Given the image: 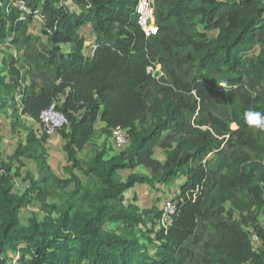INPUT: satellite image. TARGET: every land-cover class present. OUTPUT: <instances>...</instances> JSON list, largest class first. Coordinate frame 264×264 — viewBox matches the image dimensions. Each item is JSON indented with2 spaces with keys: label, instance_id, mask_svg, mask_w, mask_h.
<instances>
[{
  "label": "trees",
  "instance_id": "obj_1",
  "mask_svg": "<svg viewBox=\"0 0 264 264\" xmlns=\"http://www.w3.org/2000/svg\"><path fill=\"white\" fill-rule=\"evenodd\" d=\"M22 1L30 9L25 18L36 10L43 18L44 65L54 76L40 85L32 73L27 89L16 58L11 56L7 67L0 64V113L12 108V129L27 130L26 141L7 159L0 155V264H10L8 253L16 250L15 264H184V243L198 240L200 225L211 238L203 245L201 264H264L258 219L264 209V131L243 119L249 107L264 113V0H155L159 39L147 37L137 23L138 0ZM19 16L13 0H0V43L16 30ZM172 21L180 40L169 43L162 32ZM197 25L203 31H196ZM85 26L95 35L89 54L80 33ZM211 30L217 34L209 38ZM156 42L167 60L176 59L179 71L171 70L170 83L154 79L161 74L156 64L166 62ZM66 44H72L68 51L61 46ZM255 44L258 53L247 55ZM186 47L184 60L193 55L196 61L184 67L179 49ZM220 101L229 114L215 112ZM53 103L68 121L57 130L71 167L97 179L94 188L72 170L67 178L53 173L45 158L48 133L38 135L20 121L26 115L40 123V114ZM97 121L107 136L114 127L125 128L129 143L114 154H108L111 145L105 141L92 146L82 167L77 153L90 144ZM156 147L165 152L164 160L154 156ZM22 157L35 161L38 177L27 173L28 185L19 193L13 178L20 171L12 166ZM138 166L145 172L119 174ZM180 177L185 179L166 227H153L159 208L124 202L125 191L137 183L156 188ZM33 200L45 215L22 223L19 212ZM245 226L262 248L254 247ZM153 240L151 254L147 241Z\"/></svg>",
  "mask_w": 264,
  "mask_h": 264
},
{
  "label": "rangeland",
  "instance_id": "obj_2",
  "mask_svg": "<svg viewBox=\"0 0 264 264\" xmlns=\"http://www.w3.org/2000/svg\"><path fill=\"white\" fill-rule=\"evenodd\" d=\"M13 5H15L19 11V22L16 26V30L11 33L9 37H7L2 43H0V64L1 66L7 67L11 56L17 59L16 65L20 68V71L23 73V77L21 78V83L23 86H26L27 89L30 88V84L33 83L31 80L30 74L35 73L38 76L37 83L42 84H50L54 72L45 67L44 63L46 61V57L48 55V46H47V37L43 34L42 29L44 28V21L41 14L35 11L34 15L29 19L25 18L26 12L28 13L30 9H25L23 6L22 0H13ZM70 9L74 11H78V7L74 5H70ZM23 12V13H22ZM154 21L158 26L157 19L154 16ZM196 31H203V27L201 25L196 26ZM80 33L85 38V47L84 53L89 54L92 49V45L95 42V35L90 29H86L82 27L80 29ZM159 29L156 34H152L149 36L150 39H159ZM217 34V30H211L207 32L209 38L215 37ZM162 35H166L165 39L169 42H175L180 40V33L177 28L174 26V21L169 23V27L167 30L162 32ZM157 36V37H155ZM158 41V40H157ZM156 48L158 52V56L166 57L165 50L156 42ZM64 51H68L72 48V44L61 45ZM188 47L179 49V54L181 55V59H179L178 63H181L184 67L189 66L190 63H195L196 59L192 55L189 61L184 60V55L188 51ZM259 51V44H255L252 48L247 51V55H255ZM193 54V53H192ZM24 57L23 59H21ZM173 58V59H172ZM170 60V61H169ZM169 60L165 58V63H157L156 69L161 71L160 76H155V80L159 83H170L171 70L178 72V68L176 67V59L174 57H170ZM31 67V72L26 73L28 71V67ZM190 79V76L187 77ZM152 85H154V81H151ZM16 98L19 100L21 98V94L17 93ZM62 99V97H61ZM241 103V97L238 98V104ZM213 106L212 104L210 107ZM19 109V107L17 106ZM216 113L220 115H226L230 112V107L222 104V101L218 103V108L215 110ZM12 113V108H8L4 113H0V155L1 157L7 159V157L14 151L19 142L26 141L27 130L22 127H19L15 130L12 129V119L10 117ZM196 114L190 117V120H194ZM20 121L27 126L35 127L38 131V134L41 135L44 131L43 126L40 123L35 122L33 119L29 118L26 115H21ZM231 127L235 128L236 124L231 123ZM48 135L52 137H56L57 141L55 142H47L46 146V161L50 165L51 170L57 176L61 178H67L70 175V171L77 173L80 175L83 183L91 188H94L97 184V179L92 176H87L82 173V171L78 168L71 167V161L68 159L67 153L63 150V144L65 140L59 135L58 130H55ZM59 141V142H58ZM109 143L111 147L109 148L108 154H114L119 152L124 147H116L114 145L112 135H106L101 130L100 122L97 121L95 124V133L91 137L90 144L86 146V148L78 151L77 157L82 165L85 167L91 157V147L94 145H100L102 142ZM154 156L160 160H164L165 152L156 147L154 150ZM213 154H208L207 158L212 157ZM19 169L20 174L13 178V189L15 192H22L25 187L28 185V179L26 178V174L30 173L34 178L38 177V169L36 167L35 161L30 158L22 157L21 162L14 161L12 166V171L15 169ZM131 172H145L142 171L140 166L135 169H126L119 171L121 177H126ZM180 178L175 179L170 184H157V187H151L148 184H143L142 187H147L151 191V202L147 205L138 204L140 209L146 208H159L162 210L163 205L167 199H173L177 197L179 194V182ZM127 199L133 197V195L126 192ZM49 202L56 201V199L52 196L47 198ZM126 202V201H124ZM228 207L229 204L226 203ZM32 215H36L38 219H42L45 215L44 210L41 208V203L37 200L31 201L27 206L21 208L19 212L20 220L22 223H26L28 218ZM238 218V215H235ZM258 219L261 225L264 227V209L260 212ZM159 219L153 225L154 229H158ZM151 226L150 222L148 223ZM245 229H248L251 232V240L255 248H262L261 240L252 232V228L249 226H245ZM196 234L198 236V240L195 241L194 237H191L184 243L185 249L187 253H184L182 256V261L184 264H201L203 252V245L205 242L210 241L211 238L208 236L205 230L200 226H198L196 230ZM151 235V234H150ZM155 241H147L148 250L151 254H154V245ZM19 250L10 251L8 256L11 258L8 262L10 264H15L16 259L19 257Z\"/></svg>",
  "mask_w": 264,
  "mask_h": 264
},
{
  "label": "built area",
  "instance_id": "obj_3",
  "mask_svg": "<svg viewBox=\"0 0 264 264\" xmlns=\"http://www.w3.org/2000/svg\"><path fill=\"white\" fill-rule=\"evenodd\" d=\"M23 7L25 8V6ZM135 14L137 16V23L147 37L151 36L152 34H156L158 31V26L154 21L155 0H138L135 6ZM151 70L152 67H148V71ZM67 123L68 121L65 114L56 108V103L50 105L40 114V124L47 133H51L63 127ZM111 135L116 147H124L129 143L128 133L123 127H114L112 129ZM174 212L175 206L173 201L171 199H167L163 205L162 213L158 223L165 227L168 226L172 221Z\"/></svg>",
  "mask_w": 264,
  "mask_h": 264
},
{
  "label": "crops",
  "instance_id": "obj_4",
  "mask_svg": "<svg viewBox=\"0 0 264 264\" xmlns=\"http://www.w3.org/2000/svg\"><path fill=\"white\" fill-rule=\"evenodd\" d=\"M84 28L91 30L90 26H85ZM99 122H100V127L104 126L103 122H101V121H99ZM34 129H35V127H34ZM35 131L38 134V131L36 129H35ZM57 140H59V139L49 135L47 140H46L45 146H48L47 142H50V141L55 142ZM184 179H185V177H180V179H179L180 183L179 184H181L184 181ZM142 185L143 184L137 183L133 187H131L127 191H125V193H124V196H125L124 201H126L125 203L131 202V203H134L136 205H138V204L147 205L151 202V191H150V189H147V187H142ZM150 188H151V186H150ZM126 192H129V194L133 195V197H131L130 199L129 198L127 199V195H125Z\"/></svg>",
  "mask_w": 264,
  "mask_h": 264
},
{
  "label": "clouds",
  "instance_id": "obj_5",
  "mask_svg": "<svg viewBox=\"0 0 264 264\" xmlns=\"http://www.w3.org/2000/svg\"><path fill=\"white\" fill-rule=\"evenodd\" d=\"M243 119L250 128L264 131V113L257 111L254 107L244 110Z\"/></svg>",
  "mask_w": 264,
  "mask_h": 264
},
{
  "label": "water",
  "instance_id": "obj_6",
  "mask_svg": "<svg viewBox=\"0 0 264 264\" xmlns=\"http://www.w3.org/2000/svg\"><path fill=\"white\" fill-rule=\"evenodd\" d=\"M70 2V1H69Z\"/></svg>",
  "mask_w": 264,
  "mask_h": 264
}]
</instances>
